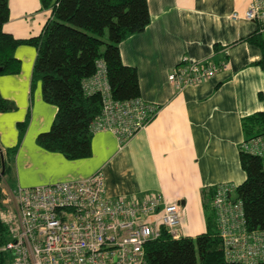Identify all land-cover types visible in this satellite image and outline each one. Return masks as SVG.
Listing matches in <instances>:
<instances>
[{
  "label": "crops",
  "instance_id": "1",
  "mask_svg": "<svg viewBox=\"0 0 264 264\" xmlns=\"http://www.w3.org/2000/svg\"><path fill=\"white\" fill-rule=\"evenodd\" d=\"M150 23L119 44L122 63L136 69L140 98L155 105L154 119L126 144L109 131L92 134L91 156L68 160L36 144L50 129L56 107L42 100L41 85L32 87L36 49L19 45L14 56L19 73L0 76V97L15 109L0 112V152L18 142V124L29 123L10 162L12 188H31L104 176L109 197L160 193L179 202V237L205 233L203 191L219 184L236 188L246 175L238 154L244 137L241 119L264 112V30L259 24L233 21L247 0H146ZM10 16L3 31L15 39L37 36L50 16L39 0H8ZM256 36V42L246 38ZM183 58L228 68L195 86L176 89L168 74ZM4 182L6 178L3 179ZM234 198V197H233Z\"/></svg>",
  "mask_w": 264,
  "mask_h": 264
},
{
  "label": "built area",
  "instance_id": "2",
  "mask_svg": "<svg viewBox=\"0 0 264 264\" xmlns=\"http://www.w3.org/2000/svg\"><path fill=\"white\" fill-rule=\"evenodd\" d=\"M246 9L233 12V21L259 24L264 30V0H247ZM228 63L189 61L183 58L168 74L176 89L199 85L222 71ZM87 94L99 93L102 110L91 124L92 132L109 131L121 145L143 130L158 108L140 97L120 102L110 94L106 69L96 62V71L83 82ZM242 149L263 160L264 135ZM101 172L78 180L31 188H7L0 220L9 241L0 252L11 255L12 264H148L144 247L165 228L178 239L181 222L179 202H168L160 193L141 197H109ZM229 184L215 187L211 205L222 245L223 257L235 264L264 262V230L248 231L242 204L234 199Z\"/></svg>",
  "mask_w": 264,
  "mask_h": 264
},
{
  "label": "trees",
  "instance_id": "3",
  "mask_svg": "<svg viewBox=\"0 0 264 264\" xmlns=\"http://www.w3.org/2000/svg\"><path fill=\"white\" fill-rule=\"evenodd\" d=\"M50 16L41 32L32 38L15 39L3 31L10 12L8 0H0V76L19 73L20 61L14 56L19 45L36 49L32 69V87L39 82L42 100L57 111L46 132L36 137L41 149L59 153L68 160L91 156V124L102 110L99 93L87 94L83 82L96 71L102 61L114 100L125 102L140 97L136 69L125 66L120 58L119 44L128 37L142 33L150 23L146 0H39ZM107 35V40H104ZM256 42V36L246 38ZM264 71V58L258 62ZM13 103L0 97V112L13 111ZM29 115L18 124L17 144L5 150L3 178L9 176L10 162L16 155ZM244 141L248 143L264 135V112L241 119ZM242 147V146H241ZM240 147L238 159L245 181L234 190L239 200L248 231L264 230L263 160ZM2 163L0 156V173ZM215 188L203 191L206 231L195 238L173 239L165 228L160 236L148 241L144 256L148 264H235L227 262L222 253L216 217L211 205ZM2 206L0 204V212ZM9 241L7 227L0 220V248ZM8 253L0 252V264H8ZM260 264H264L260 263Z\"/></svg>",
  "mask_w": 264,
  "mask_h": 264
},
{
  "label": "rangeland",
  "instance_id": "4",
  "mask_svg": "<svg viewBox=\"0 0 264 264\" xmlns=\"http://www.w3.org/2000/svg\"><path fill=\"white\" fill-rule=\"evenodd\" d=\"M104 40H107V35H105ZM3 174L0 173V204L2 206V202L5 198V194L7 191V188H12L9 184L12 183L11 177L6 176V181L3 180ZM9 262L8 264H12V258L11 255L8 254ZM197 263L199 264V260H197Z\"/></svg>",
  "mask_w": 264,
  "mask_h": 264
},
{
  "label": "water",
  "instance_id": "5",
  "mask_svg": "<svg viewBox=\"0 0 264 264\" xmlns=\"http://www.w3.org/2000/svg\"><path fill=\"white\" fill-rule=\"evenodd\" d=\"M0 156H1V163H2V172H1V174H3V167H4V165H3V156H2V153L0 152Z\"/></svg>",
  "mask_w": 264,
  "mask_h": 264
}]
</instances>
